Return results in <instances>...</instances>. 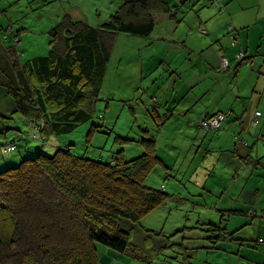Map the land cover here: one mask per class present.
<instances>
[{
  "label": "crops",
  "instance_id": "0c3cea01",
  "mask_svg": "<svg viewBox=\"0 0 264 264\" xmlns=\"http://www.w3.org/2000/svg\"><path fill=\"white\" fill-rule=\"evenodd\" d=\"M212 1L162 0L159 13L152 10L156 26L161 21V35L153 36L155 26L149 37L160 42L161 52L153 53L162 56V80L152 84L157 92L151 103L147 100L152 110L145 112L156 116L158 129L169 127V146L162 151L157 139L163 161L155 169L173 182L167 184V177L146 180L170 195L166 205L143 218L146 228L169 236L167 247L147 242L157 253L147 264H264V0H220L215 7ZM241 51L247 54L243 61L237 58ZM223 56L229 58L231 69L222 66ZM137 63L145 72V57ZM104 80L105 76L101 91ZM219 111L228 113L221 129L206 131L199 125V120ZM139 145L140 154L144 146ZM5 147L0 167L23 154L16 157ZM174 199L190 201L174 205ZM174 212L177 218L169 226ZM186 229L197 231L184 237L189 240H171ZM104 255L109 261L122 257L101 246L100 258Z\"/></svg>",
  "mask_w": 264,
  "mask_h": 264
},
{
  "label": "trees",
  "instance_id": "16d2710c",
  "mask_svg": "<svg viewBox=\"0 0 264 264\" xmlns=\"http://www.w3.org/2000/svg\"><path fill=\"white\" fill-rule=\"evenodd\" d=\"M161 1L125 0L100 26L65 16L52 30L48 54L26 62L0 39V81L17 110L39 127L33 137L43 141L0 167V264H99L101 246L146 262L157 255L148 241L169 246V236L142 221L170 197L146 181L163 161L156 134L144 130L140 155L126 159L120 142L106 161L76 154L70 145L48 151L43 137L71 133L95 118L110 39L117 32L151 35ZM92 125L93 131L101 126Z\"/></svg>",
  "mask_w": 264,
  "mask_h": 264
},
{
  "label": "rangeland",
  "instance_id": "374dc122",
  "mask_svg": "<svg viewBox=\"0 0 264 264\" xmlns=\"http://www.w3.org/2000/svg\"><path fill=\"white\" fill-rule=\"evenodd\" d=\"M124 1L0 0L2 46L16 49L22 62L35 56L46 55L51 47L52 30L64 20L65 16L74 21L84 20L91 25L100 26L111 19ZM212 4L214 7L220 6L218 0H213ZM186 5L188 6V4ZM190 11V8L187 9V14ZM158 13L156 12V14ZM190 15L195 16L194 13H190ZM158 22L160 26L158 24L156 26L153 35L155 38L161 35V21L158 20ZM155 38L121 33L119 37L110 39V59L103 89L99 95V110L95 118L84 122L71 133L49 137V141L44 146L46 150L54 152L62 145H70L76 154H86L106 161L110 159L113 152L119 149L122 143L125 148L124 156L126 159H130L141 154L136 152V149L140 147V142L137 140L144 136L142 133L148 128L157 134L156 137L162 151L164 147L169 146L171 143L167 142L169 127L164 130L158 129L153 122H156V116L152 114L153 117H151L145 112L146 109L152 110V106L147 100L151 103L152 96L157 92V88H153L152 84L154 82L159 84L162 80L160 79L162 70L159 66L162 56L153 53L161 52L160 42ZM148 44H152L153 49L147 47ZM142 56L146 59L145 72H142L141 66L137 63ZM144 102L146 105L143 104ZM101 115H105V117L103 118ZM93 121L101 124L95 131L92 130ZM3 128L5 130H2ZM34 133L40 134L39 127L31 123L23 112L17 110L14 98L7 91L6 84L0 81V159H3L1 158V149L6 148L9 141L15 137L17 139L13 141L16 148L12 152L14 156L18 157L19 153L24 155L27 152H34L41 145V139L34 138ZM25 134H30V136ZM120 137H130L132 140L120 141ZM155 177L164 180L167 175H159V170L155 169L150 173L148 180L152 181V178ZM164 181L167 184L173 182L171 176ZM190 189L192 193H195L191 186ZM182 196L186 197V194ZM190 200L193 201V197ZM190 200L180 199L185 204H188ZM183 202L174 199L173 204L182 205ZM182 211L187 212L185 210H176L175 212L181 214ZM175 212L168 220L169 226L177 218ZM142 221L144 224L145 219ZM196 231V229H186V234L178 232L171 237V240H189L184 237H189ZM145 252V256L149 255L148 251ZM143 260V258L123 253L121 259L117 258L114 261H109L106 255L101 256L99 264H140L139 261L141 264H147Z\"/></svg>",
  "mask_w": 264,
  "mask_h": 264
},
{
  "label": "built area",
  "instance_id": "2783aa9c",
  "mask_svg": "<svg viewBox=\"0 0 264 264\" xmlns=\"http://www.w3.org/2000/svg\"><path fill=\"white\" fill-rule=\"evenodd\" d=\"M218 3H220V0H218ZM230 28L232 29L233 27L230 26ZM205 31V30H203ZM234 39H236V36L233 35ZM237 43V40H235L233 42V44L235 45ZM247 54L244 51H241L237 54V58L238 59H243L246 58ZM222 66L224 67L225 70L231 69L232 65L231 62L229 60L228 57L223 56L222 57V62H221ZM222 67V68H223ZM257 116L261 115V111H257ZM103 115H101L102 117ZM255 117L254 122L257 123L258 122V117ZM228 118V113L227 112H223V111H219L215 114H212L210 116H208L207 118L201 119L198 121L199 125L205 129L206 131L209 130H219L222 128L224 122L227 120ZM16 148L15 143H10L9 145H7V150H14ZM250 213L253 215L257 214V210H255L254 208L250 209ZM260 240L262 241L263 238H260Z\"/></svg>",
  "mask_w": 264,
  "mask_h": 264
},
{
  "label": "water",
  "instance_id": "95a60500",
  "mask_svg": "<svg viewBox=\"0 0 264 264\" xmlns=\"http://www.w3.org/2000/svg\"><path fill=\"white\" fill-rule=\"evenodd\" d=\"M258 163H259V164H261V163H262V161H261V159H260V158L258 159Z\"/></svg>",
  "mask_w": 264,
  "mask_h": 264
}]
</instances>
